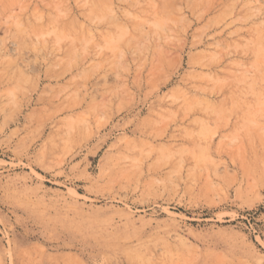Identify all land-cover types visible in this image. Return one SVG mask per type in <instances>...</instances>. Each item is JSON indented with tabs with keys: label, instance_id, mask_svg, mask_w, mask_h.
I'll use <instances>...</instances> for the list:
<instances>
[{
	"label": "rangeland",
	"instance_id": "1",
	"mask_svg": "<svg viewBox=\"0 0 264 264\" xmlns=\"http://www.w3.org/2000/svg\"><path fill=\"white\" fill-rule=\"evenodd\" d=\"M0 264H264V0H0Z\"/></svg>",
	"mask_w": 264,
	"mask_h": 264
}]
</instances>
